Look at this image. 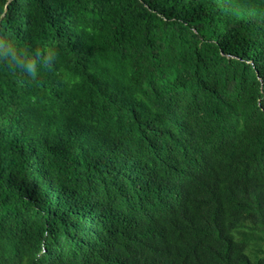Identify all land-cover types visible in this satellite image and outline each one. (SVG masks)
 <instances>
[{
	"label": "trees",
	"instance_id": "obj_1",
	"mask_svg": "<svg viewBox=\"0 0 264 264\" xmlns=\"http://www.w3.org/2000/svg\"><path fill=\"white\" fill-rule=\"evenodd\" d=\"M0 264H264V0H0Z\"/></svg>",
	"mask_w": 264,
	"mask_h": 264
},
{
	"label": "clouds",
	"instance_id": "obj_2",
	"mask_svg": "<svg viewBox=\"0 0 264 264\" xmlns=\"http://www.w3.org/2000/svg\"><path fill=\"white\" fill-rule=\"evenodd\" d=\"M55 59L54 49H35L26 53L16 41L0 38V63L9 68L18 69L29 77H37L43 68H50Z\"/></svg>",
	"mask_w": 264,
	"mask_h": 264
}]
</instances>
